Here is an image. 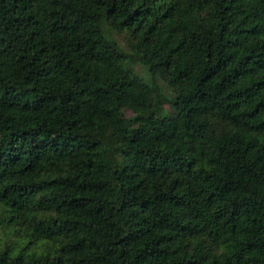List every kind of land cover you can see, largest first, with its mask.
<instances>
[{
    "label": "trees",
    "instance_id": "obj_1",
    "mask_svg": "<svg viewBox=\"0 0 264 264\" xmlns=\"http://www.w3.org/2000/svg\"><path fill=\"white\" fill-rule=\"evenodd\" d=\"M0 229V264H264V0H0Z\"/></svg>",
    "mask_w": 264,
    "mask_h": 264
},
{
    "label": "rangeland",
    "instance_id": "obj_2",
    "mask_svg": "<svg viewBox=\"0 0 264 264\" xmlns=\"http://www.w3.org/2000/svg\"><path fill=\"white\" fill-rule=\"evenodd\" d=\"M103 31L106 37L116 42L128 56L130 57L137 56L136 42L127 30L114 29L113 27H111V25L108 22H105L103 24ZM131 67L133 69V72L135 73V76L139 80L147 84H157L163 89L164 93L168 97L171 98L173 96L170 89L163 82L159 80H154L152 78V76L144 67V65H142L141 63H137V64L134 63L131 65ZM166 107L170 108L169 105L168 106L166 105ZM125 115L126 117H131L132 113L126 112ZM10 236H11L10 234L0 229V240L4 241L11 239Z\"/></svg>",
    "mask_w": 264,
    "mask_h": 264
}]
</instances>
